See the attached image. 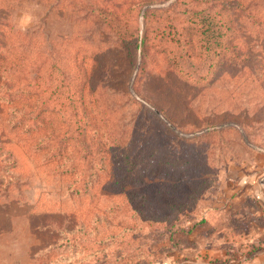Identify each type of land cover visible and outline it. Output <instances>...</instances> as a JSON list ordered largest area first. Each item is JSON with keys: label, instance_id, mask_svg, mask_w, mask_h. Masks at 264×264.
Masks as SVG:
<instances>
[{"label": "rangeland", "instance_id": "rangeland-1", "mask_svg": "<svg viewBox=\"0 0 264 264\" xmlns=\"http://www.w3.org/2000/svg\"><path fill=\"white\" fill-rule=\"evenodd\" d=\"M35 253L264 264V0H0V264Z\"/></svg>", "mask_w": 264, "mask_h": 264}, {"label": "crops", "instance_id": "crops-1", "mask_svg": "<svg viewBox=\"0 0 264 264\" xmlns=\"http://www.w3.org/2000/svg\"><path fill=\"white\" fill-rule=\"evenodd\" d=\"M38 211H36L35 209H32L31 210V213H37ZM42 214H45V213H47L46 211H42L41 212ZM34 242H36V241H34ZM37 243V242H36ZM34 244L33 243H30L29 244V246H28V250H31V248H32V246H33ZM29 252V251H28ZM31 252H29V254H30ZM37 259H38V255L35 253L34 255H29V262H28V264H36L37 263Z\"/></svg>", "mask_w": 264, "mask_h": 264}, {"label": "trees", "instance_id": "trees-1", "mask_svg": "<svg viewBox=\"0 0 264 264\" xmlns=\"http://www.w3.org/2000/svg\"><path fill=\"white\" fill-rule=\"evenodd\" d=\"M42 251H44V250H42Z\"/></svg>", "mask_w": 264, "mask_h": 264}]
</instances>
